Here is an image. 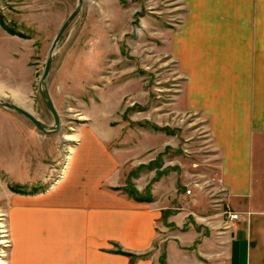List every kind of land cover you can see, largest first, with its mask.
I'll return each mask as SVG.
<instances>
[{
  "label": "rangeland",
  "instance_id": "rangeland-1",
  "mask_svg": "<svg viewBox=\"0 0 264 264\" xmlns=\"http://www.w3.org/2000/svg\"><path fill=\"white\" fill-rule=\"evenodd\" d=\"M76 4L0 0L3 21L25 35L10 34L0 25V101L18 104L49 126L41 131L17 111L0 107V117L7 114L17 125L7 133L18 136L20 157L38 167L28 169L30 174L22 170L31 183L13 192H46L71 168L60 187L70 190L75 179L90 175L98 165L92 136L102 135L107 140L100 145L110 151V172H98L100 185H114V191L127 195L133 187L149 195L147 202L171 207L164 211L173 213L182 229L189 214L212 236L228 234L234 220L228 216L232 211L220 177V157L205 118L186 106V75L171 51L187 5L182 0H83L54 48L45 78L60 119L52 131L54 117L43 102L39 78L51 41ZM5 137L0 131V139ZM9 153L0 140L1 163ZM17 179L0 172V264H8L21 241L5 194V183L15 185L11 181Z\"/></svg>",
  "mask_w": 264,
  "mask_h": 264
},
{
  "label": "crops",
  "instance_id": "crops-1",
  "mask_svg": "<svg viewBox=\"0 0 264 264\" xmlns=\"http://www.w3.org/2000/svg\"><path fill=\"white\" fill-rule=\"evenodd\" d=\"M182 1L188 8L171 51L186 75L183 98L206 120L220 157L227 205L239 219L231 222L228 234L212 236L186 214L190 221L182 229L174 214L164 211L171 207L100 185L98 174L110 172V154L100 145L106 136L95 135L100 161L70 190L60 187L71 168L64 180L40 194L14 193L5 183L21 240L8 264H162L163 253L165 264H264V0ZM6 116L0 117V131L6 132L0 140L10 153L0 162V172L16 174L18 183L10 181L28 186L31 177L22 170L38 167L20 157L18 136L7 133L17 125Z\"/></svg>",
  "mask_w": 264,
  "mask_h": 264
},
{
  "label": "water",
  "instance_id": "water-1",
  "mask_svg": "<svg viewBox=\"0 0 264 264\" xmlns=\"http://www.w3.org/2000/svg\"><path fill=\"white\" fill-rule=\"evenodd\" d=\"M3 1L12 2V1H15V0H3ZM82 2H83V0H77L76 6L68 14V16L65 18V20L62 22V24L58 28L57 32L55 33V35H54V37H53V39L51 41V44H50V46L48 48L47 56H46L44 67H43V71H42V73L40 75V78H39V87L41 89L43 102L48 107V109L51 111V113L53 114V117H54V125L51 126V129H50L52 131H54V130H56L58 128L60 119H59V115H58V113L56 111V108L54 107V104H53V102L51 100V97L49 95L48 89L46 87L45 78L48 75V72H49L51 64H52L54 48H55L59 38L63 34L64 30L67 28L69 23L73 20V18L79 12V10L81 8V5H82ZM0 107H5V108H9V109L17 111L18 113H20L24 117H26L30 122H32L35 125V127L38 128L41 131L45 132L49 128L48 125H46L44 122H42L36 116H34L30 111H28L27 109L19 106L16 103L9 102V101H0Z\"/></svg>",
  "mask_w": 264,
  "mask_h": 264
},
{
  "label": "trees",
  "instance_id": "trees-1",
  "mask_svg": "<svg viewBox=\"0 0 264 264\" xmlns=\"http://www.w3.org/2000/svg\"><path fill=\"white\" fill-rule=\"evenodd\" d=\"M0 25L7 31L9 32L10 34H16V35H19V36H22L24 37L25 35L21 32H18L14 29H12L10 26H8L4 21H3V18L2 16L0 15ZM157 128V127H156ZM9 188L12 190V191H21L20 189L22 187H20L19 185H10ZM128 195L132 196L134 199L136 200H139V201H148L150 200L151 198L149 197V195L147 194H140L138 193L133 187H130L128 189ZM163 257V256H162ZM161 257V263L163 264V258Z\"/></svg>",
  "mask_w": 264,
  "mask_h": 264
},
{
  "label": "built area",
  "instance_id": "built-area-1",
  "mask_svg": "<svg viewBox=\"0 0 264 264\" xmlns=\"http://www.w3.org/2000/svg\"><path fill=\"white\" fill-rule=\"evenodd\" d=\"M228 216L230 217L231 220L239 219V214L236 212H228Z\"/></svg>",
  "mask_w": 264,
  "mask_h": 264
},
{
  "label": "bare ground",
  "instance_id": "bare-ground-1",
  "mask_svg": "<svg viewBox=\"0 0 264 264\" xmlns=\"http://www.w3.org/2000/svg\"><path fill=\"white\" fill-rule=\"evenodd\" d=\"M0 226H2V225H0ZM2 241V240H1ZM6 241V240H5ZM3 242V241H2ZM7 242V241H6Z\"/></svg>",
  "mask_w": 264,
  "mask_h": 264
}]
</instances>
